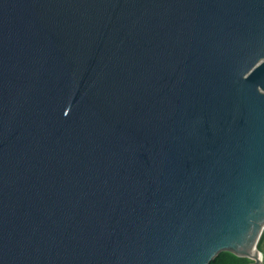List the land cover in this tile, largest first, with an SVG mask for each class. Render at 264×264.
Instances as JSON below:
<instances>
[{"label": "water", "instance_id": "95a60500", "mask_svg": "<svg viewBox=\"0 0 264 264\" xmlns=\"http://www.w3.org/2000/svg\"><path fill=\"white\" fill-rule=\"evenodd\" d=\"M264 0H0V264H261Z\"/></svg>", "mask_w": 264, "mask_h": 264}, {"label": "trees", "instance_id": "16d2710c", "mask_svg": "<svg viewBox=\"0 0 264 264\" xmlns=\"http://www.w3.org/2000/svg\"><path fill=\"white\" fill-rule=\"evenodd\" d=\"M258 250L264 258V231L258 244ZM249 260L246 258L237 257L231 253L224 252L216 257L210 264H248Z\"/></svg>", "mask_w": 264, "mask_h": 264}, {"label": "bare ground", "instance_id": "6f19581e", "mask_svg": "<svg viewBox=\"0 0 264 264\" xmlns=\"http://www.w3.org/2000/svg\"><path fill=\"white\" fill-rule=\"evenodd\" d=\"M256 257H257L259 260H262V255H261V253H259L258 255H256Z\"/></svg>", "mask_w": 264, "mask_h": 264}, {"label": "rangeland", "instance_id": "374dc122", "mask_svg": "<svg viewBox=\"0 0 264 264\" xmlns=\"http://www.w3.org/2000/svg\"><path fill=\"white\" fill-rule=\"evenodd\" d=\"M262 255V254H261ZM261 264H264V258H263V256H262V262H261Z\"/></svg>", "mask_w": 264, "mask_h": 264}]
</instances>
